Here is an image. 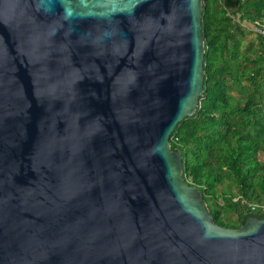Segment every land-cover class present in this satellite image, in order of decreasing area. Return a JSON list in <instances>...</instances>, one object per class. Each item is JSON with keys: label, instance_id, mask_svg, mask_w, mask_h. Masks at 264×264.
Segmentation results:
<instances>
[{"label": "water", "instance_id": "95a60500", "mask_svg": "<svg viewBox=\"0 0 264 264\" xmlns=\"http://www.w3.org/2000/svg\"><path fill=\"white\" fill-rule=\"evenodd\" d=\"M201 0H0V264H264L169 135L203 91Z\"/></svg>", "mask_w": 264, "mask_h": 264}, {"label": "trees", "instance_id": "16d2710c", "mask_svg": "<svg viewBox=\"0 0 264 264\" xmlns=\"http://www.w3.org/2000/svg\"><path fill=\"white\" fill-rule=\"evenodd\" d=\"M242 21L264 23V0H201L203 91L169 135L182 179L227 228L264 216L249 209L264 205V51Z\"/></svg>", "mask_w": 264, "mask_h": 264}, {"label": "built area", "instance_id": "2783aa9c", "mask_svg": "<svg viewBox=\"0 0 264 264\" xmlns=\"http://www.w3.org/2000/svg\"><path fill=\"white\" fill-rule=\"evenodd\" d=\"M251 24V31L257 35L260 39V43L262 46V49L264 51V23L260 21H253ZM249 209L250 210H257L259 209L261 212L264 213V205H258V204H249Z\"/></svg>", "mask_w": 264, "mask_h": 264}, {"label": "rangeland", "instance_id": "374dc122", "mask_svg": "<svg viewBox=\"0 0 264 264\" xmlns=\"http://www.w3.org/2000/svg\"><path fill=\"white\" fill-rule=\"evenodd\" d=\"M241 25L244 27L245 30L249 31V34L246 35V39H250L255 43V34L250 30L251 29V24L246 21H242ZM230 218H233V215L228 214Z\"/></svg>", "mask_w": 264, "mask_h": 264}]
</instances>
